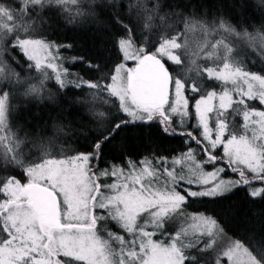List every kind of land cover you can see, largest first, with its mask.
Instances as JSON below:
<instances>
[{
    "label": "rangeland",
    "instance_id": "1",
    "mask_svg": "<svg viewBox=\"0 0 264 264\" xmlns=\"http://www.w3.org/2000/svg\"><path fill=\"white\" fill-rule=\"evenodd\" d=\"M17 1L20 7L0 0V84L19 73L7 61H16L15 47L34 68L19 79L23 92L35 98L22 94L24 100L42 104L66 86H85L84 101L95 119L108 111L129 121L155 115L193 134L183 136L189 147L174 156L126 159L91 173L89 153L54 138L34 143L28 135L18 137L14 97L1 88L0 140L25 168L28 183L54 193L62 228L45 224L24 185L7 179L0 185V264H264V243L245 246L215 219L190 209L193 199L239 187L252 198L264 193V184L251 183L264 179L262 27L249 33L232 22L200 19L205 22L190 20L179 28L172 20L160 26L164 35L151 53H143L144 44L121 41L122 59L113 71L83 81L71 70L75 59L67 46L42 39L47 30L41 16L63 10L73 22H86L99 0ZM144 59L171 78L163 107L141 105L130 92L134 67Z\"/></svg>",
    "mask_w": 264,
    "mask_h": 264
},
{
    "label": "trees",
    "instance_id": "2",
    "mask_svg": "<svg viewBox=\"0 0 264 264\" xmlns=\"http://www.w3.org/2000/svg\"><path fill=\"white\" fill-rule=\"evenodd\" d=\"M7 1L21 6L17 0ZM106 1H98L92 11L93 18L86 22H73L72 16L63 10H50L41 16L42 29L47 30L42 39L67 46L64 50L75 59L71 70L83 81L106 77L113 71L122 59L121 41H128L135 48L144 44L143 53H151L164 35L160 26L173 24L172 20L177 21L179 28L190 20L206 19L227 25L232 22L238 30L245 29L249 33L262 27L264 32V0H155V6L151 5L153 0H118L115 4ZM148 14L153 18L151 22ZM149 25L156 28L147 30ZM10 51L16 61L8 57L7 61L19 73L11 76L7 84H0V89L14 97L12 126L18 137L24 139V134L28 135L34 143L54 138L76 152L89 153L92 155L91 173L126 159L171 157L189 147L183 136L193 133L177 131L172 122L162 117L154 115L129 121L120 116L109 117L108 111L105 117L93 118L84 101L85 86H66L56 91L59 94L54 101L42 104L24 100L22 94L35 98L23 92L19 79L32 75L34 68L15 47ZM160 119L172 129L164 128ZM192 137L193 144L200 145ZM10 178L23 185L29 181L21 162L0 140V185ZM251 183L264 184V179L253 177ZM190 209L215 219L228 235L245 246L264 243V193L252 198L245 188L239 187L218 197L193 199Z\"/></svg>",
    "mask_w": 264,
    "mask_h": 264
},
{
    "label": "water",
    "instance_id": "3",
    "mask_svg": "<svg viewBox=\"0 0 264 264\" xmlns=\"http://www.w3.org/2000/svg\"><path fill=\"white\" fill-rule=\"evenodd\" d=\"M130 92L137 103L163 107L167 102L171 88L169 74L156 67L150 60L144 59L134 67L129 83ZM28 203L38 217L52 228H62L59 221L58 201L49 189L28 183L23 187Z\"/></svg>",
    "mask_w": 264,
    "mask_h": 264
}]
</instances>
